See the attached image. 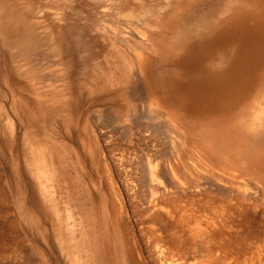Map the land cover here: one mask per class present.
<instances>
[{
    "label": "rangeland",
    "instance_id": "obj_1",
    "mask_svg": "<svg viewBox=\"0 0 264 264\" xmlns=\"http://www.w3.org/2000/svg\"><path fill=\"white\" fill-rule=\"evenodd\" d=\"M22 1L17 0V4L21 5ZM30 1L35 9H40L43 13L40 24L42 23L45 27L46 31H43L45 34L39 36L40 39L38 38L39 41H37L39 46L37 44V48L29 51L30 56H26L27 58L24 55H20L16 56L17 58L19 57L17 59L13 51L5 49V52L0 50V62H9V59L14 57L12 60L19 62L17 64H21L27 73L33 72L37 76L46 77V82L43 80L44 82L34 81L32 83L31 81V83L34 86H38L37 90L46 96L47 101L44 103V107L47 109L46 111L52 112L54 115V119L46 126L47 137L62 141L66 147L62 146L55 150H58V153L67 154L70 158L60 163L59 161L50 163V165L49 161L45 162L47 164L46 167L49 165L50 170L51 168L55 170L57 179L55 177L52 179L47 178L48 180L50 179V181H47L49 184L44 180H36L39 177L35 178L34 175L39 172H37L38 169L36 168L35 173L34 169L38 166L35 163L29 164L30 162L27 161L26 167H24L26 157H24L23 153L21 154L20 148L17 147L20 144L24 129V124L20 120L19 109L15 108L17 96H15L9 86L0 87V140L5 142L13 139L15 142L7 143V146H0V189L3 191L5 202L3 208L1 209L0 207V264H88L92 262V259L94 261V257L95 262L92 264H264V181L258 175L250 174L246 178L238 177L240 181H247L244 182V185L254 186L253 182H256L259 190L247 185L248 190L250 188V191H255V193L254 191H252L253 194L251 193L253 198L239 200L238 203H241V205L237 203L238 206L231 207L230 205L233 203L228 200L231 199L234 202L235 199L216 194L208 184L203 183V187L202 182L205 179L203 176H201L203 180L199 178L200 175H204L201 174L202 171L208 174V177L204 175L206 176L205 178L210 177L209 171H218L212 167L213 170H209L211 169L209 168L207 172L209 163H205L201 156H199L201 160L196 162L197 159L194 158L192 162V158L200 154L199 151L192 149V151L187 152L186 156L183 151H180L181 155H184L182 157L184 159L187 158L190 163L186 159L184 161L181 155L177 156V161L176 157H174V162L170 161L171 166H173L172 173L175 179L178 176L177 178H180L177 179L178 182L182 183L183 181L186 183L187 181L186 184L182 183L183 185L193 182V179L201 184L199 185L197 182V184L195 182L191 183L194 184L193 191L191 189L190 192L185 194L188 196H185L178 193L159 173L157 179H160L161 181H159L165 187L163 192L157 193L161 202L164 204L168 202V199L171 200L172 198L179 201H171L173 203H170L169 200V204L175 203L176 205L171 206L168 203L163 205L161 203L160 207L164 206L166 208L167 206L168 208L169 206L170 209L173 208L168 212L172 211V216L178 215V217L171 218L168 216L170 214H167L165 208V210L163 209L164 211L160 212V207H157V210L156 207L155 209L148 208L147 203L145 204V198L149 197L147 196L149 195L148 189L144 185L148 178L146 169L150 167L148 166L149 164L152 167H158V162L162 161L160 156L169 154L171 148L163 138L165 134L163 133L164 124L162 125V117L161 120L154 117L155 119L149 121L147 118L140 117L137 113L134 114L136 116H131L132 112H128L132 111L133 105L135 108L137 104L136 108H139V103H143V99H140L142 97L140 92H133L128 98L115 94L117 90L124 86L128 88L129 92L132 91L134 83H139L146 78L142 76L138 80L135 76L132 77L130 75L131 72L129 71H133L134 65L132 64L134 63L131 55H128L130 52L123 49L121 52L125 61L124 68L129 74L127 81L120 82L119 79L124 78V75L118 72L119 68L116 66L118 61L116 50L117 46L120 45L98 28L100 23L104 25L110 24V26L115 25L114 27L126 25L124 27H130L129 30L141 29V27L143 28V16L141 15L142 17H140L137 14H133L134 16L137 15L138 20H135L136 17L134 18L133 15L132 17L129 14V18L127 16V8L111 4L109 0ZM113 8L115 9L113 10ZM122 9L124 11H121ZM55 10L60 11L59 18L52 16V12ZM17 17L23 19L24 16L19 14ZM108 21L111 22L109 23ZM135 23L137 24L136 28H132L135 27ZM67 24L72 25L73 28L69 32H65V39H63L60 46L57 44V36L59 32H63L61 29ZM41 44L45 45L42 46ZM38 48L41 52L37 51ZM7 51L11 54L13 53L12 55L9 54L12 57L9 56L8 60L6 58ZM35 52L39 54L38 58L37 56L34 57L37 55ZM46 52L48 53L46 54ZM151 54L157 55L152 52ZM157 58L158 61L155 65L157 72L162 75L170 74L169 72H172L171 63L163 59L159 61L160 58ZM29 65L36 71H33ZM58 72L60 75L57 74ZM39 73L40 75H38ZM77 80L81 83L77 82ZM25 81L30 83L29 79ZM102 99L105 101H102ZM109 99H113V102ZM130 103L133 105L131 106ZM110 105L119 107L118 113L116 108L112 109ZM126 107L128 109L131 107V109L128 110ZM39 111L40 109L38 110L34 106L33 113L35 116L39 117L45 113ZM122 118L123 120L128 118V122H126L130 125L126 124L125 121L121 123ZM112 121L114 122L112 123ZM153 121H157V123L155 122L154 125ZM115 122L124 124L127 127L120 124L121 127H124L122 129L119 124L116 126ZM149 124L154 126L151 128ZM38 126L40 127V124H36V131ZM20 134L21 136H19ZM19 137L20 139H18ZM67 137H70V139ZM155 143L159 144L156 145ZM164 144L169 147L164 149L166 147ZM154 146H157L154 148L157 150L152 149ZM160 147L164 148L161 149ZM146 148L150 151L148 153L153 159L150 158ZM64 149L69 150L66 151ZM16 150H19L20 153L16 152ZM151 150L158 151L160 153L159 157L155 158L151 154ZM188 153H191V155ZM188 156H192V158ZM147 158L149 159L148 162L151 159V161L154 160L152 163H156H148ZM181 158L183 162H187V165L193 167L194 164L195 168L193 167L191 170L197 169L198 172L200 171V175H197V171H193L196 174L192 172V175H190L191 172L189 173L188 168L185 169L186 163L183 165L179 161ZM174 163L176 166L179 165L177 167L178 170ZM33 164L35 166H32ZM181 164L185 167L182 168ZM201 164L204 165L201 166ZM197 165L200 166L199 168L202 167V170H198L196 168ZM63 168L70 175L69 182L62 179ZM180 170L183 172L188 171L185 173L186 177L183 172H179ZM18 173L20 174L19 176ZM187 175L191 177H187ZM195 175L196 178L199 176L198 178L202 181L192 177ZM188 178L190 180L191 178L193 179L190 181ZM41 181H44L43 186L46 185L48 188L51 186L52 189L49 188V190H53L51 193L54 194V199L57 196L56 199L58 201L55 203L56 207L58 206V212L59 208L60 213L62 212L61 217L67 216L66 213L69 214L66 218L69 221L73 239L66 233L65 226L63 224V226H60V222L53 214L54 209L50 208V211L48 210L49 212H46V214L39 213V210L33 208L34 206L31 202L33 197L35 201L41 202L39 205L49 208L50 201L44 198L42 186L39 187L42 183ZM257 184L255 185L257 186ZM199 186L202 187L200 188ZM31 187H33L34 193L31 191ZM197 187L198 189H196ZM173 191L176 193L174 194ZM254 194L255 196L257 194L258 197L256 196L257 198H255ZM82 201L86 202L84 206L81 205ZM177 203H180L181 207L177 206ZM218 203L221 205L218 206ZM184 204L188 207H184ZM182 206L184 207L183 210ZM177 208L178 211L176 210ZM187 208L188 215H185L184 211L186 212ZM181 210L183 211L181 212L182 214L179 212ZM147 211L149 214H146L148 213ZM177 213L181 214L183 221ZM176 218L178 222L175 221ZM81 232L86 238L81 235ZM67 238L71 240L69 241ZM81 240L84 241V245L88 243L89 247H92L88 248L85 246L81 248ZM77 242L79 244L76 245ZM86 254L88 255L87 259Z\"/></svg>",
    "mask_w": 264,
    "mask_h": 264
},
{
    "label": "bare ground",
    "instance_id": "obj_2",
    "mask_svg": "<svg viewBox=\"0 0 264 264\" xmlns=\"http://www.w3.org/2000/svg\"><path fill=\"white\" fill-rule=\"evenodd\" d=\"M68 1H72V0H68ZM22 2L23 3L21 5H18L17 0H0V45H1L0 48H2L0 50L4 51L6 49V50H10L11 52L13 51L15 58H17L16 56H20V55L21 56L24 55L25 57L30 56L29 51L37 48L36 46L39 43L37 42L39 41L38 40L39 36H41V34L42 35L45 34V32L43 33V31H46L42 23L40 24V19L43 16V13L40 11V9H35L31 4L30 0H23ZM110 2L111 4L113 3L114 5L117 4L121 8H127L126 11L128 12V15L125 13L124 14L127 15L128 17L129 14H131V16L133 14L134 15L137 14L140 17L143 16L142 18L143 28L141 27V29L129 30L130 27H124L126 26L124 25V23H122L124 26H120V27H114L115 25L110 26V24L109 25H104L100 23L98 24V28L100 30L105 32L110 38L114 40V42L117 41L118 44L120 45L117 46V50H116L117 51L116 56L118 57L116 66L119 68L118 72H120L121 75L122 74L124 75L123 76L124 78L119 79L120 82L123 83L127 81L129 72H131L130 75H132V77L135 76V78L138 80L142 76L146 78L145 80L142 79L143 82L141 80L142 83L141 82L134 83L133 89L132 91H130L131 93L128 91V88L124 86L123 88L117 90L115 94L120 97L122 96L123 98H128L130 94H132L133 92L136 93L140 92L142 96L140 99H143L142 101L143 105L139 103L140 105V106L138 105L139 108H136L137 104L134 108L133 107L134 105L132 104L133 105L132 106L130 103L132 109L131 107L129 108L132 111H128L130 109H128L127 107L126 108L128 110L127 109L126 110L128 112H132V114H130L131 116L137 113L139 114L140 117L147 118L149 121L155 119L154 117H157L158 119L160 118L161 120L162 117L161 120L162 125L164 124L163 133L165 134L163 138L165 139V142H167L168 145H170L171 148V150H169L170 148L168 149L169 154L165 153L166 156H160L162 157V161L158 162V167L156 166L155 168L154 166L152 167L151 164H149L148 166L150 167L146 169L147 170L146 172H148L147 173L148 178L146 179L147 181L144 185L147 187L149 195L147 194L145 195L149 197H147V199L145 198L146 202L145 201L144 202L145 204L147 203V207L152 209H155L156 207L157 209V207H160L163 204L161 202V199L157 195V193H161L165 189L163 184H161L160 182L161 180L159 179L160 180L159 181L157 179L159 173L163 175V179L165 178L167 183L171 185L178 193L185 195L188 192H190L191 189L193 191L194 184L191 183L195 182L194 179L191 178V180L193 179L192 180L193 182L187 185H183L182 184L184 183L183 181L182 183L178 182L177 179L180 178H177L178 177L177 176L175 179L174 174L172 173L173 166H171L170 163V161L174 160V157H176V161H177V156H180L182 154L180 153V151H183L184 152L183 154L186 156L187 152L192 151V149L200 152V154H198L197 157L192 158V156H190L192 158V162L194 158L197 159L196 162L201 160V158L199 157L201 156L205 160V163L206 162L209 163V166H207V172L209 170H213L212 167H214V169L218 171V172L209 171L208 173H210V177H209L210 179L205 178L208 175L206 174L205 171H202L201 174H204L206 176L200 175L199 174L200 171L198 172L197 169L191 170L195 165L193 164V167L187 165V162H189L188 159L185 158L187 162H183L182 156L184 155H181L182 158L179 161H181L183 165H185L184 163H186L185 169L188 168L189 173L191 172L190 175H192L193 171H197L198 172L197 175L198 174L200 175V177L198 176L199 178L203 176V178L205 179V181L202 182L203 187H204L203 183L206 185L208 184V186L211 189H213L216 194L222 196H228L230 198L235 199L234 202L231 199L230 200L227 199L228 201H231L233 203L232 205H230L231 207L232 206L235 207L239 202V200L250 198L251 195L253 194L252 191L254 190L250 191V188L248 190V186L251 185L249 184L244 185L245 184L244 182L247 181H242V180L240 181L238 180V177L242 176V178L243 177L246 178V176L248 177V175L252 174V175H258L264 181V0H133V1L109 0V3ZM114 9L115 8H113V10ZM121 11L124 10L122 9ZM59 12L60 11L58 10L53 11L52 16L55 18H59ZM19 14L24 16L23 19L17 17V15ZM136 16H134V18ZM128 17L126 19L130 18ZM135 20H138V18L136 17ZM136 25L137 24L135 23V27H132L131 25L130 26L132 28H136ZM72 28L73 26L68 24L66 26H63V29H61L63 30V32H59L57 36V44H59L60 46L62 45V41L63 39H65L64 35H66L65 32H69ZM44 45L45 44H43L42 46ZM123 49H126L127 52L128 51L130 52L128 53V55L129 54L131 55L132 61L134 63L132 64L134 65L133 71L130 70L128 73L126 68H124L125 61H124L123 53L121 52L123 51ZM37 51L41 52L39 48ZM151 52L157 55L154 56L153 54H151ZM47 53L48 52H46V54ZM9 54L12 55L7 51L6 54L8 56V57L6 56L7 60L9 59L10 56ZM36 54L37 55H35L34 57L37 56L38 58L39 54L38 53ZM157 57L160 58L159 61L163 59L171 63L172 72H169L170 74L166 73L162 75L157 72V69L155 68L156 62L158 61ZM12 58L9 59L10 60L9 62L8 61L4 63L0 62V87L4 85L9 86L13 90L15 96H17L15 108L19 109L18 111L20 112L21 115V117L20 116L19 117L21 118L20 120H22L24 124L22 136L21 134L19 135L21 136V141L20 142L18 141L22 145L19 144L17 146L18 148H20L19 150L21 151V154L23 153L25 155L24 157H26V159L24 158L26 160L25 166L24 165L23 166L26 167L27 161L30 162L29 164L35 163L38 167H35L34 172L36 171L37 168L38 169L37 172L39 173H37L38 175L36 174L37 176L36 175L34 176L35 178L37 177L40 178V179L37 178L36 180L39 181L44 180L47 182L50 181V179L48 180L47 178H51V179L53 177L56 178L55 170H52L51 168L52 170L51 171L49 169L50 163L57 161H59L60 163L61 161H65L67 160V158H70V156H68L67 154L64 155L58 153V150H55L56 148H60L64 146L62 141L56 138L50 139L47 137L46 126L51 123L52 119H54V115L52 114V112L46 111L47 109L44 107V103L47 101L46 96L43 95L39 90H37L38 86H34L32 84L34 81L40 82L44 80L46 82V77L37 76L33 72L27 73L26 71H24L21 64H17L19 62H15L14 60H12ZM32 64L33 63H31V65ZM22 65L24 66L23 63ZM31 65L29 66L31 67ZM32 66H34V64ZM42 67L44 68V66ZM32 68L33 67H31V69ZM56 72L54 73L56 74ZM59 72L57 74H59ZM38 75H40V73ZM26 79H29L30 83L25 81ZM78 81L79 80H77V82ZM79 83L81 82L79 81ZM62 96L64 97L63 94ZM102 101L105 100L102 99ZM110 101L113 102V99ZM114 101L116 100L114 99ZM34 106H36L38 110L40 109L39 112H45V113H43L39 117L35 116V114L33 113ZM110 107H112V109L116 108L117 113L118 110L120 109L115 105L114 106L110 105ZM126 115L129 116V114L127 113ZM123 121L128 122V118L127 120H123L122 118L121 123ZM157 121L155 122L157 123ZM113 122L114 121H112V123ZM127 122L126 124L130 125ZM121 123H116L117 125L116 124L115 125L118 126V124L120 125ZM36 124H40V127L38 126L37 131L35 127ZM121 125L124 126V124ZM121 125L119 126L120 128L123 127V126L121 127ZM152 126L150 127L152 128ZM67 138L70 139V137ZM18 139H20V137ZM12 141L13 139L5 142L0 140V146L1 145L7 146L6 144ZM165 146H164L165 148L163 147L164 149H167V147H169L167 145ZM156 147L157 146H154L152 147V149ZM147 148L146 150L148 153L150 151H148ZM19 150L18 151L16 150V152H19ZM154 150L153 151L151 150L152 151L151 154L155 158L157 156L159 157L160 153ZM148 154L151 158L150 153ZM188 154L191 155V153ZM73 158L75 157L73 156ZM151 159H153V157ZM151 159L150 162H148L149 159L147 160V162L152 163V161L154 160L151 161ZM47 161H49L48 167H46L47 164H45V162ZM154 163L156 162H153L152 164ZM183 165L182 168L185 167ZM203 165L201 164V166ZM32 166L35 165L33 164ZM174 166H176L175 163ZM178 166H176V168ZM197 166L196 168H198V170L202 168V167L199 168L200 166L198 167ZM179 172H183V171L180 170ZM187 172L185 171L183 172L185 177H186L185 173ZM193 173L196 174V172ZM39 174L42 177H40ZM19 175L20 174L18 173V176ZM187 177H191V176L187 175ZM192 177H195V179L198 178V177L196 178V175ZM199 178H198L199 181L203 180L202 178H201L202 180ZM62 179L67 180L68 182L70 179V175H68L65 168L62 169ZM188 180L190 179L188 178ZM44 181H41L42 185L40 184L39 187L42 186L41 189L42 192H44L43 195L45 196L43 197L50 201V204L48 205L49 208H45L39 205V203L41 204V202L35 201L34 197L33 200L31 199L32 205L34 206L33 208L39 210V213H46V212L48 213L50 211L49 210L50 208L54 209L53 214L56 216V219L60 222L59 223L60 226L63 224L65 226V229L67 230L66 233L69 236H71V239H73L74 237L72 236V231H70V225L68 223L69 221L66 218L67 216H69V214L66 213L67 216L61 217L62 212L60 213V208L58 212L57 209L58 206L56 207V203H55L56 201H58V199H56L57 196L54 199L53 197L54 194L51 193L53 192V190L51 191L49 190L51 186H49V188L46 187V185L43 186ZM196 182L195 184L197 183L199 184V182L197 183ZM20 183H22V181H20ZM253 184L254 186L251 187H253V189L259 190L258 184L256 182L255 183L253 182ZM255 184H257L258 188ZM31 188H32L31 191H33V187ZM196 189H198V187ZM2 192L3 191H1L0 189L1 209L3 208L5 203ZM175 193L176 192H174V194ZM41 194L40 196H42ZM256 196L255 198L258 197ZM43 197L41 198L43 199ZM251 198H253V196ZM172 199L171 200L168 199V202L169 200L170 203H173L171 201H176V202L178 201L177 199L176 200L174 199L172 200ZM85 204L86 202L82 201L81 205L84 206ZM185 204L183 206L188 207L185 206ZM238 204L241 205V203ZM174 205L176 204L174 203L171 206ZM220 205L221 204H219L218 206ZM177 206L181 207L180 203ZM162 207H160L162 209V210L160 209V212L166 209L165 211L167 212V214L169 213L168 212L169 210L173 209V208L170 209L169 206H168L169 209L167 208V206L166 208L164 206ZM184 207L182 208V210L184 209ZM176 210L178 211V208ZM182 210L179 212L180 213L183 212ZM186 210H187L186 212L184 211L185 215L188 212V208ZM171 212L169 213L170 215L168 216H170L171 218L178 217V215L172 216ZM142 213H144V211H142ZM180 213L177 214H179L180 218H182L181 217L182 213L181 214ZM146 214H149V212ZM175 221L178 222L177 218ZM83 232H81L82 236H83L82 234ZM67 239L69 241L71 240L69 238ZM82 240L80 243L81 248L85 246L88 248L92 247V246L89 247L88 243H87L88 246L84 245L83 244L84 241ZM77 244H79V242H77L76 245ZM87 256L88 255L86 254V259ZM94 262H95V257H94V261L92 259V262H89L88 264L90 263L92 264ZM170 264H174V263H170Z\"/></svg>",
    "mask_w": 264,
    "mask_h": 264
}]
</instances>
